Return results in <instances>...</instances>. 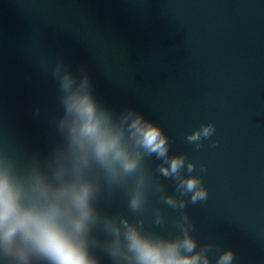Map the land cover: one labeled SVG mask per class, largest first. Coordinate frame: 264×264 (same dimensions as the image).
<instances>
[{
    "label": "water",
    "instance_id": "water-1",
    "mask_svg": "<svg viewBox=\"0 0 264 264\" xmlns=\"http://www.w3.org/2000/svg\"><path fill=\"white\" fill-rule=\"evenodd\" d=\"M65 75L139 152L123 180L109 182L95 165L85 173L96 222L84 239L97 264H125L104 250L115 238L108 221L122 241L125 222L154 242L187 235L196 247L181 255L199 253L200 264L226 251L232 264H264V0H0V171L26 189L36 176L54 187L69 178L57 177L74 120ZM137 115L162 129L167 157L134 146ZM175 156L183 167L164 176ZM193 177L207 192L194 204L181 186ZM137 191L143 204L133 211ZM28 264L49 262L30 255Z\"/></svg>",
    "mask_w": 264,
    "mask_h": 264
},
{
    "label": "clouds",
    "instance_id": "clouds-1",
    "mask_svg": "<svg viewBox=\"0 0 264 264\" xmlns=\"http://www.w3.org/2000/svg\"><path fill=\"white\" fill-rule=\"evenodd\" d=\"M73 83L67 75L61 79L62 88L68 93L65 99L67 112L74 120L69 125L71 142L67 166L61 167L57 177L69 178L61 179L54 187L36 176L26 189L8 170L0 171V248L3 253L0 259L7 262L11 258L18 264H28L29 256L35 255L49 264H97V260L90 257L84 239L89 226L96 222L91 205L96 185L85 177V173L95 165L109 182H114L137 172L139 152L133 156L123 140V133L112 131L97 116L96 105L87 91H73ZM87 84L85 77L80 89H85ZM129 129L134 146L158 157L168 156L167 138L160 127L137 115ZM208 134L209 130L205 128L204 135ZM199 138V132L187 137L189 142ZM183 165L184 158L175 156L170 159V170L161 168L160 171L169 176L176 174ZM193 167L189 164V171ZM143 184V178H138V188ZM181 186L184 194L191 193V203L207 199L201 179L182 180ZM164 202L175 207L171 197L165 198ZM142 204V194L137 191L129 206L138 211ZM180 207H184L183 203ZM124 227L122 241L120 229L111 221L105 224V231L115 236L104 249L112 260L125 264H200L202 256L199 253L181 255V248L191 253L196 247L195 241L187 235L182 242H154L127 222ZM232 260L233 253L226 251L216 264H232ZM203 264H209L206 257H203Z\"/></svg>",
    "mask_w": 264,
    "mask_h": 264
}]
</instances>
